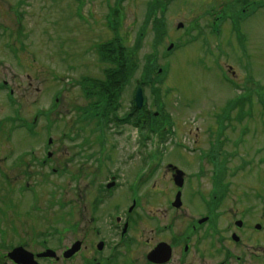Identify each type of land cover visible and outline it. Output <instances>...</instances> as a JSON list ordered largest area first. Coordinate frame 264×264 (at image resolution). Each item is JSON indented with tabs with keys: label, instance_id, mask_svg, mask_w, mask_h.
<instances>
[{
	"label": "flooded vegetation",
	"instance_id": "flooded-vegetation-1",
	"mask_svg": "<svg viewBox=\"0 0 264 264\" xmlns=\"http://www.w3.org/2000/svg\"><path fill=\"white\" fill-rule=\"evenodd\" d=\"M32 61L0 72V264H264V187L223 176V151L195 136L138 186L153 151L80 147L62 77ZM9 96L33 134L14 129Z\"/></svg>",
	"mask_w": 264,
	"mask_h": 264
},
{
	"label": "rangeland",
	"instance_id": "rangeland-1",
	"mask_svg": "<svg viewBox=\"0 0 264 264\" xmlns=\"http://www.w3.org/2000/svg\"><path fill=\"white\" fill-rule=\"evenodd\" d=\"M244 1L258 0H171L166 23L167 34L172 35L173 40L166 38L164 44L157 47L159 54L153 60L168 69L159 90L165 107L160 109L154 104L151 87L145 94L158 114V121L174 128V134L162 145L171 160H182L181 145L177 141L182 142L184 136L191 138L188 130L194 134L198 132L196 136L204 137L202 142L205 144V136L215 127L207 126L210 123L207 120L215 119L221 124L214 131L216 141L224 138V149L238 151L232 167L240 170L244 166L235 182L243 177L245 182L264 187V109L259 103L261 96L264 100V9L249 15L247 11V18L240 20L236 16H242L240 10ZM150 2L0 0V24L4 29L0 32V61L3 62L0 69L26 70L33 63L35 54L39 58L36 59L38 64H46L41 70L50 72L49 69H54L70 80L75 79L77 86L68 87L67 99L72 101L75 97L76 104L88 105L81 84L85 78H101L103 71L109 68L107 63L101 62L98 51L104 42L113 39L108 20L117 22L120 17L111 14L118 5L121 7L120 33L131 49L148 19L146 12ZM17 13H22L20 23ZM225 18L227 21L223 22ZM196 19L202 30L208 22L220 24L219 34L206 32L202 37L203 32L192 27ZM179 23H184L182 30L177 29ZM146 30L138 53V72L123 95L125 107L132 104L138 80L144 75L146 58L154 54L156 34L152 26ZM170 43L178 44V50L165 56ZM6 44H15L17 54L7 50ZM22 47L23 52L18 49ZM17 61L25 67H18ZM44 83L43 91L46 90ZM244 92L245 95L250 93V100L240 96ZM241 119L244 124L237 130L228 129L222 135L225 125L234 129V122H241ZM126 127L131 131L129 136L138 140L136 148L142 149V138L131 127ZM245 128L249 133L243 136ZM110 144L113 148H122L123 145L132 148L133 143L121 144L120 139L114 138Z\"/></svg>",
	"mask_w": 264,
	"mask_h": 264
},
{
	"label": "trees",
	"instance_id": "trees-1",
	"mask_svg": "<svg viewBox=\"0 0 264 264\" xmlns=\"http://www.w3.org/2000/svg\"><path fill=\"white\" fill-rule=\"evenodd\" d=\"M139 49L140 44L133 50H128L123 41H112L106 45L105 59L112 64L107 72V80L89 83L95 107L103 111L101 112L103 116H106V111L118 108L125 87L130 84L137 71L135 57ZM153 72L151 68H147L145 77L148 78Z\"/></svg>",
	"mask_w": 264,
	"mask_h": 264
},
{
	"label": "water",
	"instance_id": "water-1",
	"mask_svg": "<svg viewBox=\"0 0 264 264\" xmlns=\"http://www.w3.org/2000/svg\"><path fill=\"white\" fill-rule=\"evenodd\" d=\"M136 100H137L138 105H141L143 103V98H142V95H141V91H138Z\"/></svg>",
	"mask_w": 264,
	"mask_h": 264
},
{
	"label": "bare ground",
	"instance_id": "bare-ground-1",
	"mask_svg": "<svg viewBox=\"0 0 264 264\" xmlns=\"http://www.w3.org/2000/svg\"><path fill=\"white\" fill-rule=\"evenodd\" d=\"M44 98L46 99L47 98V95H45Z\"/></svg>",
	"mask_w": 264,
	"mask_h": 264
}]
</instances>
